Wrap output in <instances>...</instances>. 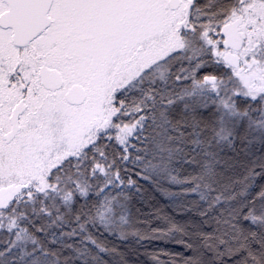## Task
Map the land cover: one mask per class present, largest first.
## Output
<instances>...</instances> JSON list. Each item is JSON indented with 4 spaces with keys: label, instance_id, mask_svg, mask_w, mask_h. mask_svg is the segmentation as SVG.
<instances>
[{
    "label": "snow or ice",
    "instance_id": "obj_1",
    "mask_svg": "<svg viewBox=\"0 0 264 264\" xmlns=\"http://www.w3.org/2000/svg\"><path fill=\"white\" fill-rule=\"evenodd\" d=\"M262 180L264 0H0V264H264Z\"/></svg>",
    "mask_w": 264,
    "mask_h": 264
},
{
    "label": "trees",
    "instance_id": "obj_2",
    "mask_svg": "<svg viewBox=\"0 0 264 264\" xmlns=\"http://www.w3.org/2000/svg\"><path fill=\"white\" fill-rule=\"evenodd\" d=\"M138 183L142 186L141 192H133L130 203V211L134 217H145L158 209L169 215H175L173 204L170 199L166 198L151 183L146 181H138ZM260 183L264 184V180L260 181ZM109 240L111 243L118 245L120 250L125 253L128 264H150V259L145 254V249L141 248L137 253L133 254L130 249L136 246L131 241L122 243L113 238H109ZM156 247V244L146 245L148 251H152ZM168 247L172 248L173 246L168 245ZM103 259L107 261L108 264H114L110 256H104Z\"/></svg>",
    "mask_w": 264,
    "mask_h": 264
}]
</instances>
